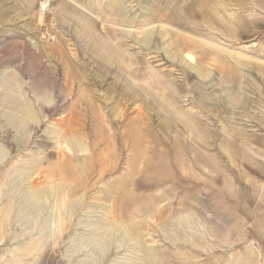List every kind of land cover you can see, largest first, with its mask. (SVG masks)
Listing matches in <instances>:
<instances>
[{
    "label": "rangeland",
    "instance_id": "obj_1",
    "mask_svg": "<svg viewBox=\"0 0 264 264\" xmlns=\"http://www.w3.org/2000/svg\"><path fill=\"white\" fill-rule=\"evenodd\" d=\"M0 264H264V0H0Z\"/></svg>",
    "mask_w": 264,
    "mask_h": 264
},
{
    "label": "bare ground",
    "instance_id": "obj_2",
    "mask_svg": "<svg viewBox=\"0 0 264 264\" xmlns=\"http://www.w3.org/2000/svg\"><path fill=\"white\" fill-rule=\"evenodd\" d=\"M43 5H45V3H43Z\"/></svg>",
    "mask_w": 264,
    "mask_h": 264
}]
</instances>
